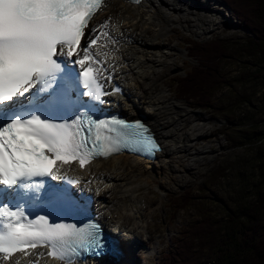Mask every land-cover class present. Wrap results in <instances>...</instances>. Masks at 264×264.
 Returning a JSON list of instances; mask_svg holds the SVG:
<instances>
[{
  "label": "snow or ice",
  "instance_id": "obj_1",
  "mask_svg": "<svg viewBox=\"0 0 264 264\" xmlns=\"http://www.w3.org/2000/svg\"><path fill=\"white\" fill-rule=\"evenodd\" d=\"M106 6L107 0H0V264H39L45 256L74 264L103 251L109 241L99 223L64 222L84 209L70 188L81 180L62 169L124 150H160L143 122L98 115L113 94L101 82L111 80L112 65L100 51L108 45L99 42L116 41L101 31L111 17L99 28L90 24Z\"/></svg>",
  "mask_w": 264,
  "mask_h": 264
},
{
  "label": "rangeland",
  "instance_id": "obj_2",
  "mask_svg": "<svg viewBox=\"0 0 264 264\" xmlns=\"http://www.w3.org/2000/svg\"><path fill=\"white\" fill-rule=\"evenodd\" d=\"M201 2L203 6L195 2V7L208 11H191L185 19L179 16L162 35L155 32L156 27L150 30L156 43L167 47L165 55L170 59L159 87L172 102L174 113L178 114L177 106H182L184 115L179 122L183 120L184 127L192 129L193 124H201L203 131L188 143L195 150L185 151L191 153L175 178L164 185L158 174L149 183L141 181L137 193V201L143 206L136 232L139 243L133 237L130 240L137 264H171L169 258L177 256L182 236L203 214L225 218L264 192V53L242 50L249 30L225 1ZM212 38L226 40L220 73L227 81L214 90L209 107L201 110L194 101L177 96V79L196 64L193 42ZM187 192L191 202L178 209L180 202L175 196L181 194L180 199H184Z\"/></svg>",
  "mask_w": 264,
  "mask_h": 264
},
{
  "label": "bare ground",
  "instance_id": "obj_3",
  "mask_svg": "<svg viewBox=\"0 0 264 264\" xmlns=\"http://www.w3.org/2000/svg\"><path fill=\"white\" fill-rule=\"evenodd\" d=\"M195 2L204 5L201 0H187L186 3L183 0H142L138 3L107 0V6L91 22V26L99 28L111 17L109 30L116 42L106 41L108 46L104 49L112 48V52L106 51L108 63L112 65L109 69L122 82L125 91L123 95L113 96L110 103L127 117L136 113L143 114L162 148L154 159L116 153L93 161L84 169H73L70 172L86 180L85 185L94 192L96 210L102 222L107 226L114 225L113 230L119 228L130 233L136 242V232L141 222L138 220L143 215V206L137 201V193L142 188L141 181L149 183L158 174L162 177L161 185H164L169 178H175L180 169L184 168L183 162L187 155L191 153L185 151L195 150L188 143L203 131L201 124H193V129L184 127L185 122L182 119L179 122V117L184 115L182 106H177L180 114L174 113L172 102L159 87V78L169 67L170 59L165 55L167 47L156 43L150 32L156 27L155 32L162 35L171 29V23L179 16L185 19L191 11H208L196 8ZM121 240L124 254L119 259L114 261L100 257L77 264H137L131 242ZM139 241L142 242V239ZM40 261L59 264L53 260Z\"/></svg>",
  "mask_w": 264,
  "mask_h": 264
},
{
  "label": "trees",
  "instance_id": "obj_4",
  "mask_svg": "<svg viewBox=\"0 0 264 264\" xmlns=\"http://www.w3.org/2000/svg\"><path fill=\"white\" fill-rule=\"evenodd\" d=\"M250 36L241 46L249 54L264 53V0H223ZM192 40V39H191ZM225 39L194 41L196 64L177 79V96L194 101L201 110L210 105L214 90L227 80L220 73L226 57ZM178 209L190 202L189 192ZM177 248V256L168 262L176 264H264V192H258L252 203L239 206L227 217L215 219L203 214L192 223ZM179 243V242H178ZM176 259V260H175Z\"/></svg>",
  "mask_w": 264,
  "mask_h": 264
}]
</instances>
